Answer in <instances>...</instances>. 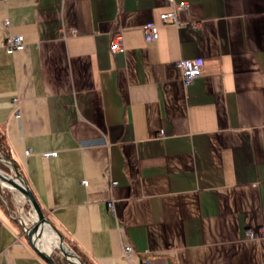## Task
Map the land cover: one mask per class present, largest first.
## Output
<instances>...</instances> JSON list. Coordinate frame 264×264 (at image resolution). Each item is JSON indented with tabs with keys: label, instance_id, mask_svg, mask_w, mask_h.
<instances>
[{
	"label": "crops",
	"instance_id": "obj_1",
	"mask_svg": "<svg viewBox=\"0 0 264 264\" xmlns=\"http://www.w3.org/2000/svg\"><path fill=\"white\" fill-rule=\"evenodd\" d=\"M173 2L182 27L160 22L168 0H0V133L49 232L91 264H264V0ZM16 211L0 203V264H46Z\"/></svg>",
	"mask_w": 264,
	"mask_h": 264
},
{
	"label": "built area",
	"instance_id": "obj_2",
	"mask_svg": "<svg viewBox=\"0 0 264 264\" xmlns=\"http://www.w3.org/2000/svg\"><path fill=\"white\" fill-rule=\"evenodd\" d=\"M168 2L171 4L172 9L169 12H164V13L159 14L160 22L163 24H171L176 27H182L186 25L180 21L179 16L181 13H184L187 11L188 4L185 2L174 3L173 0H168ZM5 23L7 24L8 22H5ZM142 33H143L144 39L147 42L156 40L158 38L157 25L153 22H148L142 27ZM22 42H23L22 36L20 35L10 36L4 41L2 47L5 49L6 52L11 53L15 51L16 49L20 48L22 46ZM109 50L112 54L120 53L124 51V46H123V42H122L120 34L113 35L110 41V44H109ZM176 65L180 71L182 82L185 87L192 84V82L195 79L199 78L201 75L202 60L200 58L181 59L176 63ZM12 104L16 108L15 113L17 115L19 113L18 99L13 98ZM159 135L162 136L163 132L160 131ZM30 154H31L30 150L25 151L26 156ZM55 156H56V152H44L41 154V157L43 158H53ZM82 185L86 186L87 182L82 181ZM115 185H116L115 182H111V186H115ZM107 207L111 211H113L112 202H108ZM16 220L18 224L21 226L23 234H25L26 230L35 222L36 218H35L34 212L30 209L29 211L22 212L19 214V216H16ZM245 236L250 239L254 238V234L250 230H247L245 232ZM57 243H58V240H57ZM55 249H57V246L55 248H48V252L52 251V254H53V251ZM132 253H133V250L131 246L127 245L123 247L122 255L124 258L130 259L132 256ZM144 264H149V263L145 262Z\"/></svg>",
	"mask_w": 264,
	"mask_h": 264
},
{
	"label": "water",
	"instance_id": "obj_3",
	"mask_svg": "<svg viewBox=\"0 0 264 264\" xmlns=\"http://www.w3.org/2000/svg\"><path fill=\"white\" fill-rule=\"evenodd\" d=\"M0 182L6 183L10 188L17 191L26 202H28L30 209L35 214L36 220L26 230L24 235L30 243V246L46 264H56L53 259L52 251L48 252V250L41 248L39 245V242L43 240L44 230L46 227L49 228L50 223L43 214L29 187L23 182L19 173L16 171H13V176H7L0 172ZM56 236L58 240L57 250L61 254L62 259L68 264H81L78 256L66 247L62 236L59 233H56Z\"/></svg>",
	"mask_w": 264,
	"mask_h": 264
},
{
	"label": "rangeland",
	"instance_id": "obj_4",
	"mask_svg": "<svg viewBox=\"0 0 264 264\" xmlns=\"http://www.w3.org/2000/svg\"><path fill=\"white\" fill-rule=\"evenodd\" d=\"M1 161H2V164L6 166L9 171L6 172L0 168V172L7 176H13V170L11 168L12 167L11 164L8 162H5L4 160H1ZM0 199L3 201L2 202L3 206L6 207L8 211L10 210L12 212L17 213L16 211L17 209H19V212L21 211L26 212V210L28 211V209H30L28 202H26L17 191L10 188L6 183H2V182H0ZM66 247L69 249V246L66 245ZM52 255H53V258L54 257L56 258V255H57V256H60L62 259V256L60 255L57 249L53 251ZM63 261L65 264H67L65 260Z\"/></svg>",
	"mask_w": 264,
	"mask_h": 264
},
{
	"label": "trees",
	"instance_id": "obj_5",
	"mask_svg": "<svg viewBox=\"0 0 264 264\" xmlns=\"http://www.w3.org/2000/svg\"><path fill=\"white\" fill-rule=\"evenodd\" d=\"M1 160H4L5 162H8L11 164V168L13 171H16L19 173L21 179L23 180L24 182V179L19 171V168L17 167V165L15 163H13V161L11 160L10 156H9V152H8V149L6 147V143H5V140H4V137L3 135L0 133V168L6 172H8V168L6 166H4L2 164V161ZM2 200L0 199V203L2 204ZM67 246H69V249L70 251H72L74 254H76L81 262V264H91L88 260H86L79 252L75 251L69 244L66 243ZM54 262L56 264H61L60 263V260L61 257L60 256H57L56 258L54 257ZM62 260V259H61ZM63 261V260H62ZM64 263V261H63ZM65 264V263H64Z\"/></svg>",
	"mask_w": 264,
	"mask_h": 264
},
{
	"label": "bare ground",
	"instance_id": "obj_6",
	"mask_svg": "<svg viewBox=\"0 0 264 264\" xmlns=\"http://www.w3.org/2000/svg\"><path fill=\"white\" fill-rule=\"evenodd\" d=\"M43 238L45 239L46 249L55 248L58 245L56 238L49 232V229L47 227L44 230Z\"/></svg>",
	"mask_w": 264,
	"mask_h": 264
}]
</instances>
